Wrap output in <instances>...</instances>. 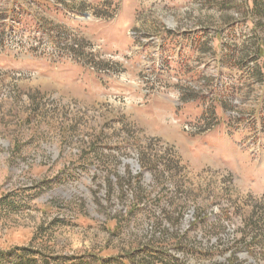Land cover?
<instances>
[{
	"label": "rangeland",
	"instance_id": "obj_1",
	"mask_svg": "<svg viewBox=\"0 0 264 264\" xmlns=\"http://www.w3.org/2000/svg\"><path fill=\"white\" fill-rule=\"evenodd\" d=\"M222 1L0 0V253L264 264V18Z\"/></svg>",
	"mask_w": 264,
	"mask_h": 264
},
{
	"label": "trees",
	"instance_id": "obj_2",
	"mask_svg": "<svg viewBox=\"0 0 264 264\" xmlns=\"http://www.w3.org/2000/svg\"><path fill=\"white\" fill-rule=\"evenodd\" d=\"M250 1V7L246 5V10H250L251 13L259 17L264 18V0H243L248 4ZM228 0L222 1L223 8L229 7ZM261 18H259L260 20ZM264 51L258 45L257 58L263 57ZM258 74L261 75L260 69ZM146 253L139 259L138 253H132L131 255H122L116 257H110L107 262H103L101 258L93 254H84L80 256H53L47 255L40 251H35L31 248L15 247L9 251L11 258H8L5 253H0V264H178L175 257H170L167 253L160 250H143ZM7 254V255H8Z\"/></svg>",
	"mask_w": 264,
	"mask_h": 264
}]
</instances>
